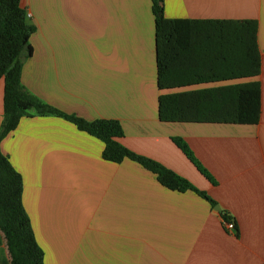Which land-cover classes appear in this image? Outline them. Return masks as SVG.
<instances>
[{"label":"crops","instance_id":"obj_1","mask_svg":"<svg viewBox=\"0 0 264 264\" xmlns=\"http://www.w3.org/2000/svg\"><path fill=\"white\" fill-rule=\"evenodd\" d=\"M31 57L21 83L47 105L89 121L115 119L122 143L216 201L163 187L136 161L68 120L22 117L1 152L22 176L23 205L44 264H264V0H163L166 19L258 21L262 113L257 125L161 122L152 0H20ZM191 64L182 72L190 75ZM181 87L163 93L235 84ZM0 79V126L4 121ZM182 138L214 183L174 142ZM221 212L235 223L224 229ZM0 231V264H11Z\"/></svg>","mask_w":264,"mask_h":264},{"label":"trees","instance_id":"obj_2","mask_svg":"<svg viewBox=\"0 0 264 264\" xmlns=\"http://www.w3.org/2000/svg\"><path fill=\"white\" fill-rule=\"evenodd\" d=\"M155 14L158 114L161 122L257 125L262 113V59L258 48V21L166 19L163 0H152ZM35 27L28 22L20 0H0V79L4 82V121L2 141L16 129L22 117L38 115L61 117L104 143L102 157L120 164L136 161L157 175L158 182L173 191H194L211 206L217 203L203 190L158 161L137 155L123 143L124 128L115 119L89 121L62 112L32 95L22 85L24 58L31 57L29 38ZM191 64L190 75L182 72ZM235 81L216 87L163 93L205 83ZM185 156L212 183V177L194 157L182 138H173ZM22 176L0 149V231L4 234L11 264H44L45 255L32 228L22 194ZM226 220L225 212H221Z\"/></svg>","mask_w":264,"mask_h":264},{"label":"built area","instance_id":"obj_3","mask_svg":"<svg viewBox=\"0 0 264 264\" xmlns=\"http://www.w3.org/2000/svg\"><path fill=\"white\" fill-rule=\"evenodd\" d=\"M222 219H223V223H224V229H226V231L232 233V232H235V223L231 220H226L224 218V216H222Z\"/></svg>","mask_w":264,"mask_h":264},{"label":"water","instance_id":"obj_4","mask_svg":"<svg viewBox=\"0 0 264 264\" xmlns=\"http://www.w3.org/2000/svg\"><path fill=\"white\" fill-rule=\"evenodd\" d=\"M215 208H216L217 210H219V211H220V208H219V206H215Z\"/></svg>","mask_w":264,"mask_h":264}]
</instances>
